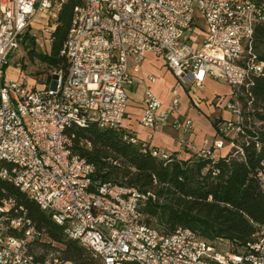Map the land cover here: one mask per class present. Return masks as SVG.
Masks as SVG:
<instances>
[{"label":"built area","instance_id":"obj_1","mask_svg":"<svg viewBox=\"0 0 264 264\" xmlns=\"http://www.w3.org/2000/svg\"><path fill=\"white\" fill-rule=\"evenodd\" d=\"M64 2L0 0V181L24 192L100 264H264V242H258L264 227L235 249L226 240L209 242L187 228L166 235L145 223L140 207L154 195L95 179V167L73 151L75 135L69 133L90 125L122 129L132 74L141 72L145 55L152 53L164 60L176 82L165 108L145 91L140 125L155 131L171 124L189 133L192 120H172L178 90L189 85V95L197 99L205 79L212 78L231 87L225 105L231 118L216 119L220 139L211 144L180 142L198 157L216 160L217 152L233 148L243 157L236 139L251 126L244 123L242 101L249 111L250 88L264 76V62L253 51L255 28L264 25V0H81L61 51L66 72L57 70L42 87L29 86L23 76L7 80L9 62L19 65L25 35H34L31 29L44 18L50 37ZM248 120L258 126L255 118ZM123 139L138 143L135 136ZM149 153L170 162L164 151ZM256 178L264 191V168ZM6 210L5 201L0 213ZM4 221L0 217V264H76L58 253L36 259L29 242L40 233L25 228L30 222L22 217L10 221V228L23 230L15 237Z\"/></svg>","mask_w":264,"mask_h":264},{"label":"trees","instance_id":"obj_2","mask_svg":"<svg viewBox=\"0 0 264 264\" xmlns=\"http://www.w3.org/2000/svg\"><path fill=\"white\" fill-rule=\"evenodd\" d=\"M80 4L81 0H67L58 9L48 54L36 52L34 35L24 37L23 54L26 52L29 60H37L44 71H50L46 85L57 70H67L68 63L61 51L73 10ZM253 51L264 62V25L255 28ZM250 93L251 109L248 111L242 101V116L251 129L236 139L243 157L235 148L216 160L198 157L189 150L183 157L169 155L170 162H165L151 156L147 144L124 140L125 135H133L123 128L100 130L95 125L69 131L75 135L72 149L95 167L94 178L98 181L154 195V200L147 198L140 207L145 223L166 235L177 228H187L204 240H226L236 249L251 242L257 228L264 227V191L256 178L257 171L264 168V76L254 79ZM250 117L255 118L258 126L249 122ZM218 124L217 120L213 122L216 131ZM80 142H88L90 147ZM5 201L7 210L0 217L6 218L8 234L23 235V230L9 227L10 221L22 217L30 222L25 228L40 233L39 239L29 242L36 259L58 253L62 259L76 264H100L91 250L67 238L64 227L24 192L0 181V207Z\"/></svg>","mask_w":264,"mask_h":264},{"label":"rangeland","instance_id":"obj_3","mask_svg":"<svg viewBox=\"0 0 264 264\" xmlns=\"http://www.w3.org/2000/svg\"><path fill=\"white\" fill-rule=\"evenodd\" d=\"M44 18H41L39 20V23H36L34 25V28L31 29L32 34L35 35V50L38 53L41 54H48L49 53V49H50V37L49 34H47V30H46V23L44 21ZM147 57V56H146ZM146 57L144 58V61L146 59ZM159 62H161V60H158ZM18 62V67H15L14 62L11 60L6 68L5 71V77L7 80H15V79H20L21 76H23L24 78H26L27 84L29 86H34V87H42L44 85H46V81L49 78V72L50 71H44V66L39 65V62L37 60H29V57L27 56V53L25 52L24 54L22 53V57L20 58V60L17 61ZM141 64V70L144 73V70L142 68ZM18 69L21 72V74H18ZM156 69V80L157 83H155L151 90L153 92H155V87L158 85V87H160L162 89V95H164L166 97V93L168 90V77L166 78H162V69L160 68V66H155ZM141 73V72H140ZM171 75V73H170ZM173 76V75H172ZM51 78V77H50ZM173 78L175 79V77L173 76ZM162 79H163V83H162ZM50 80V79H49ZM208 81V82H206ZM50 82V81H49ZM176 82V79L173 83V85L171 86V88L174 86ZM170 88V89H171ZM186 88H189V85L186 86ZM203 90L200 92L201 95L203 96V100H196L195 96H190L188 91L186 92L188 95V99L190 100V106L189 109L187 111V115L191 118V120L193 121V133L194 134H186L183 135L181 132L179 134H181L185 139L188 138V136L191 137L188 139H193L194 140V144L196 146L200 145L202 140L204 138L208 139V140H212L213 137H215V135H217V131L216 128L213 125V122L216 119H222V120H227L231 118L230 113L226 110L225 105L227 103V101L229 100V96L231 93V87L221 81L212 79V78H206L203 86H202ZM187 90V89H186ZM193 91V90H192ZM213 93V103H209L207 104L206 101V97L208 96V94ZM170 95H171V90H170ZM180 95V94H178ZM134 97L130 98V102L128 104V108L127 111L130 114L133 113H137L138 110L135 109V104L134 102H137L136 100L132 99ZM172 98V95L170 97V100ZM140 102V101H139ZM170 102V101H169ZM168 102V103H169ZM168 104H166L163 108H165ZM200 112V113H199ZM177 114L181 115L180 113L177 112ZM194 114L195 116H202V118L205 120V123H200L198 126V132H195L196 129V119H194ZM123 124L126 125L127 127L129 126L133 133L141 138V137H147V135L149 136L150 131L148 129H143L141 128L136 122H134V120H124ZM191 132V131H190ZM217 139H220V136L217 135ZM157 141H155L153 139V143H155ZM227 151H219L217 153H225ZM225 247L224 245H222V248ZM225 248H229V246H226Z\"/></svg>","mask_w":264,"mask_h":264},{"label":"crops","instance_id":"obj_4","mask_svg":"<svg viewBox=\"0 0 264 264\" xmlns=\"http://www.w3.org/2000/svg\"><path fill=\"white\" fill-rule=\"evenodd\" d=\"M145 57H146L145 61L143 60V62H142V64H143L142 68H143L145 74H143L142 70H141V73L132 74L133 84L127 90L128 104L130 102V98L134 97L132 99L137 101V102H134V104L136 105L135 109H137L138 112L130 114L126 109L125 117L123 119V121L124 120H134V122H136L143 129H146V128H144L143 126L140 125L139 120H140V117H141L142 111H143V104L142 103H143L145 91L147 89H149L152 92V94L163 104V106H165L170 101V97H171L170 90L172 89L171 86L173 85V83L175 81V79L172 76L171 71L167 68L164 60L161 57L156 56L155 54H152V53L146 54ZM158 60H161V62H159ZM155 66H160V68L162 69V71H161L162 72V78L168 77V90H167V93L165 94L166 97L164 95H162L163 91L160 87H158V85L155 87V92H153L151 90L152 86L155 83H157V80H156V75H157L156 73L157 72H156ZM170 73H171V75H170ZM148 77L153 78L154 81L150 82ZM206 82H208V81H206ZM162 83H163V79H162ZM186 89H187L186 87H182L178 90V94H180V95H179V108H178L177 112L180 113L181 115L177 114V112L174 113L172 115L173 116L172 120L175 117L176 118L178 117L180 119L189 118L191 120V118L187 115V111H188L189 106H190V100L188 99V96H187L188 94L186 93L187 92ZM202 90H203V88H202ZM212 94L213 93H210L206 97L205 102L207 104H209L210 102L213 103L214 102L213 98L217 97V96L213 97ZM199 97L196 100L202 101L203 96L201 95V93H200ZM127 108H128V105H127ZM194 119L197 120L195 132H198L197 128H198L199 124L205 123V120L202 118V116H195V114H194ZM123 121H122V125H121L122 128L126 132L135 136L140 142L147 144L150 149H158V150L164 151L168 155H173L176 158L183 157L188 152H190L188 148L184 147L181 144V142H180L181 139H184V140L190 142L191 146H196L194 144V140H193L194 138L191 140L188 139L191 137L192 134H194L193 133V130H194L193 126L191 129V132L187 133V135L191 134L190 137L188 136V138H186V139L181 134H179L180 133L179 131L172 128L171 124H168L167 126L161 128L159 130H155V131H151L148 129L150 131V134H149V136L147 135V137L145 139V137H141V138L137 137L133 133L132 129L129 126L127 127L126 125L123 124ZM192 123H193V121H192ZM153 139L157 142L153 143ZM204 140H207V142L209 144H211L214 140H217V135H215V137H213L212 140H208V139L204 138L202 140L201 144L198 146H201ZM198 146H196V147H198ZM224 150L228 151L227 149H223L221 151H224ZM225 153L218 154V157L223 156Z\"/></svg>","mask_w":264,"mask_h":264},{"label":"bare ground","instance_id":"obj_5","mask_svg":"<svg viewBox=\"0 0 264 264\" xmlns=\"http://www.w3.org/2000/svg\"><path fill=\"white\" fill-rule=\"evenodd\" d=\"M258 242H264V235H258Z\"/></svg>","mask_w":264,"mask_h":264},{"label":"water","instance_id":"obj_6","mask_svg":"<svg viewBox=\"0 0 264 264\" xmlns=\"http://www.w3.org/2000/svg\"><path fill=\"white\" fill-rule=\"evenodd\" d=\"M65 1H67V0H65Z\"/></svg>","mask_w":264,"mask_h":264}]
</instances>
